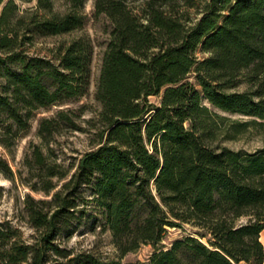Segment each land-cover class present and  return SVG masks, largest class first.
Masks as SVG:
<instances>
[{"label":"trees","instance_id":"1","mask_svg":"<svg viewBox=\"0 0 264 264\" xmlns=\"http://www.w3.org/2000/svg\"><path fill=\"white\" fill-rule=\"evenodd\" d=\"M20 1L36 5L0 0V142L7 147L36 111L88 94L95 52L87 35L52 56L29 45L82 30L87 0H68L65 11L55 0ZM196 2L147 0L139 14L130 0H96L95 17L111 23L96 91L97 146L49 210L30 206L33 224L44 229L39 242L23 244L0 223L3 263L264 264V147L225 145L264 132V0H202V16L187 25L180 7ZM73 112L62 107L40 121L44 144L62 124L74 126ZM33 159L44 166L39 145ZM83 222L108 229L121 258L143 245L154 252L145 262L106 261L55 243ZM186 225L193 232L163 243L169 228Z\"/></svg>","mask_w":264,"mask_h":264},{"label":"rangeland","instance_id":"2","mask_svg":"<svg viewBox=\"0 0 264 264\" xmlns=\"http://www.w3.org/2000/svg\"><path fill=\"white\" fill-rule=\"evenodd\" d=\"M17 1L22 8L33 9L36 5V1L32 3ZM146 1L130 0V4L136 13L141 14L142 6ZM95 2L96 0L86 2L84 12L87 22L82 30L55 36L35 37L29 44L32 53L52 56L61 45L87 35L94 43L95 52L91 84L85 97L69 105H54L49 109L36 111L31 126L23 137L16 138L14 144L8 147L0 142V223L11 227L23 244H35L43 237L44 229L36 227L32 222L30 206L44 207L45 210H49L51 205L47 202L51 201L52 195L63 188L77 170L83 155L96 147L98 143L99 129L96 128L98 123L96 115L100 110V103L96 99V91L111 23L105 16L95 17ZM55 7L58 11H65L68 0H55ZM203 9L202 0H197L193 6L182 5L180 7L182 21L187 25L196 23L202 16ZM191 80H194V77ZM62 107L74 109L72 115L75 124L74 126L62 124L61 130L52 136L49 144H44L38 134L40 121L45 117L56 116ZM81 107H85L83 109L86 110L80 111ZM231 117L239 118L235 114ZM248 119V117L243 118V120ZM36 145H39L44 152V166L33 159V150ZM225 145L254 152L264 147V132L252 129L237 140L226 141ZM50 170L56 175L48 176ZM51 185L55 186L53 190L50 192L44 190ZM42 201L44 202L41 203ZM190 232H193L190 225H186V228H169L163 243L170 245L175 239ZM261 240L264 243V232L261 234ZM55 243H59L62 248L69 249L75 254L91 252L106 261L116 259L122 262H145L154 252L152 245H143L137 251L121 258L111 232L100 223L94 227L88 226L85 222L72 226L65 235L59 236ZM0 264L5 263L0 260ZM48 264H51V258Z\"/></svg>","mask_w":264,"mask_h":264}]
</instances>
